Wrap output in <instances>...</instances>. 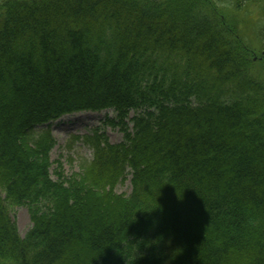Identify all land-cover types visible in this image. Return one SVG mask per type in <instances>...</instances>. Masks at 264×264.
I'll return each instance as SVG.
<instances>
[{
	"label": "trees",
	"instance_id": "obj_1",
	"mask_svg": "<svg viewBox=\"0 0 264 264\" xmlns=\"http://www.w3.org/2000/svg\"><path fill=\"white\" fill-rule=\"evenodd\" d=\"M260 1L0 0V264H264ZM103 108L122 139L52 178L34 128Z\"/></svg>",
	"mask_w": 264,
	"mask_h": 264
},
{
	"label": "rangeland",
	"instance_id": "obj_2",
	"mask_svg": "<svg viewBox=\"0 0 264 264\" xmlns=\"http://www.w3.org/2000/svg\"><path fill=\"white\" fill-rule=\"evenodd\" d=\"M244 13L241 16H246L245 25H247V20L250 17L257 26H264V1L257 4H247L246 7L244 6ZM248 30H251V27ZM251 35L254 34L251 33ZM254 49L257 55L254 57L255 63L252 72L264 78V60L259 56L262 50L264 55V49L258 47H254ZM112 110V108L72 109L50 121L49 125L44 123V125L39 124L34 128L31 134L34 138H37L40 133L49 128L50 135L54 139L47 155L50 163L48 166L49 172L52 178H56L57 161L61 163V172L65 177L81 172L85 164L92 159L94 142L91 139H94L97 134H102L109 143L119 142L122 139V132L118 126L105 120L107 115L115 117V111ZM133 113V110H131L129 115L131 116ZM30 139L32 142V137ZM130 188L127 176L126 179L115 184L114 191L128 194ZM1 193L2 196H5L3 189ZM5 202L9 216L16 224L17 232L20 236H23L32 224L28 206L26 204H15L8 199H5Z\"/></svg>",
	"mask_w": 264,
	"mask_h": 264
}]
</instances>
